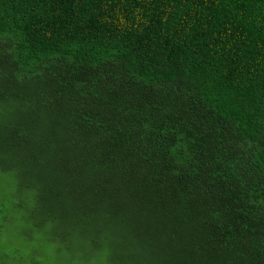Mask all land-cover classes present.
I'll use <instances>...</instances> for the list:
<instances>
[{
  "label": "trees",
  "instance_id": "16d2710c",
  "mask_svg": "<svg viewBox=\"0 0 264 264\" xmlns=\"http://www.w3.org/2000/svg\"><path fill=\"white\" fill-rule=\"evenodd\" d=\"M0 200L33 264H264V0H0Z\"/></svg>",
  "mask_w": 264,
  "mask_h": 264
},
{
  "label": "rangeland",
  "instance_id": "374dc122",
  "mask_svg": "<svg viewBox=\"0 0 264 264\" xmlns=\"http://www.w3.org/2000/svg\"><path fill=\"white\" fill-rule=\"evenodd\" d=\"M21 228L22 225H20L17 229L14 228L10 230L7 227L2 233V237L0 239V248L3 247V253L6 252L7 248L10 250L17 247L25 251V253L20 252L16 254L17 259H14L13 261H8L6 259L4 264H33L31 258L27 255L29 245L25 244L23 246L24 243H19L18 238H15L14 236V233L15 235H19L21 233ZM5 238L13 239L15 243L10 241V243L5 246ZM39 248L40 250H37L36 252L37 257H35L37 264H66L64 261H67L69 264H111L110 262H107V255L105 253L92 255L91 252L83 250L86 249L84 247H82L83 249L80 247H73L70 251L66 252L67 250L64 244L58 242L57 244L51 245L47 248H43L41 246ZM22 255L24 256L21 257Z\"/></svg>",
  "mask_w": 264,
  "mask_h": 264
}]
</instances>
